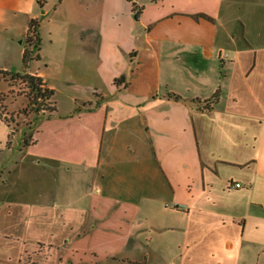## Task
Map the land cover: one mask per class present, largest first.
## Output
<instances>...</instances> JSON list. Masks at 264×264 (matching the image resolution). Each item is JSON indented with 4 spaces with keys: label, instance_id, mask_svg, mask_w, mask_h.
I'll use <instances>...</instances> for the list:
<instances>
[{
    "label": "crops",
    "instance_id": "0c3cea01",
    "mask_svg": "<svg viewBox=\"0 0 264 264\" xmlns=\"http://www.w3.org/2000/svg\"><path fill=\"white\" fill-rule=\"evenodd\" d=\"M51 1L0 0V71L41 78L55 108L24 114L14 93L0 118V186L40 189L0 190V264L142 245L163 264H264V34L238 14L255 3Z\"/></svg>",
    "mask_w": 264,
    "mask_h": 264
},
{
    "label": "rangeland",
    "instance_id": "374dc122",
    "mask_svg": "<svg viewBox=\"0 0 264 264\" xmlns=\"http://www.w3.org/2000/svg\"><path fill=\"white\" fill-rule=\"evenodd\" d=\"M241 2H246V3H255L252 8L248 12H245V10L238 5V14L241 16L243 20L249 17V20L253 18V20L257 23V27L259 28L260 32L262 35L264 34V25L261 23L264 22L262 15L264 14V0H240ZM45 4L43 3V7L39 8V11H43L45 8L51 9L52 8V1L51 0H44ZM45 6V7H44ZM247 13V14H246ZM264 36V35H263ZM261 37V39H256L255 42H264V37ZM14 48L17 49H23V48H31L28 45H26L25 40L23 39L22 44L18 43V40L14 41ZM33 53H36V49L33 47L31 48ZM9 60H12V57L10 59L7 56H4L0 53V65L4 63H8ZM10 86L12 83H9ZM9 84L4 81L3 79H0V118H3L4 115H7L6 113H10V110L6 107L8 106L7 102L12 101V95L14 93L21 94L22 93V86L19 85L18 83H14L12 89H10ZM5 98V102L3 98ZM6 105V106H5ZM5 121V120H4ZM3 154V152H2ZM0 156H1V151H0ZM1 176V175H0ZM25 178L24 176L22 179ZM25 180V183H22V181ZM24 180H18L19 182H16L15 184H12L15 181V172L12 174V178L8 182L6 186H0V190L4 191L2 194L10 192L9 189L12 190H17L18 191H23L24 189L28 191V195L34 196V192L37 193L38 190V185L36 187L35 180L33 178L27 177ZM27 181V182H26ZM1 193V192H0ZM16 193L12 192L10 193L11 197H15ZM82 236L83 234L80 233ZM81 236H79L77 239H81ZM85 242V241H84ZM83 243V242H82ZM84 245V244H82ZM104 248V249H103ZM100 249V250H99ZM96 253H90L88 250H85L83 252V246L82 248H79L76 254L72 255V260H64L62 262H59L58 264H163L162 262L155 261L154 257H151V252L149 247L142 245L139 248H126V249H118L115 246H108V247H102L99 248ZM129 257V259H125Z\"/></svg>",
    "mask_w": 264,
    "mask_h": 264
},
{
    "label": "trees",
    "instance_id": "16d2710c",
    "mask_svg": "<svg viewBox=\"0 0 264 264\" xmlns=\"http://www.w3.org/2000/svg\"><path fill=\"white\" fill-rule=\"evenodd\" d=\"M151 1H155V0H151ZM135 11L137 12L139 10L136 9ZM37 25L38 23L36 19L29 20L26 38H25L26 45H28L31 48L33 47L34 49H36V51L39 49V44H40L39 37L37 35ZM31 48H24L23 50L22 53L23 69H26L31 61L38 59V55L36 53L34 54ZM0 77L7 79L9 83H12V85L14 83H18L23 87L21 94L27 100V105L22 110L24 114L26 113L38 114L40 112H45V111L46 112L55 111V108L51 101L53 92L52 90L44 86V83L42 82L41 78L27 73H20V72L12 73L6 71H0ZM120 81L121 78L115 79L114 83L118 84ZM219 95H220V91L217 89L210 98L202 101L203 103L202 109L206 111H210L211 106L217 102ZM168 97L182 102H189L193 104L200 103V100L198 99H189V100L183 99L180 96L174 94L168 95Z\"/></svg>",
    "mask_w": 264,
    "mask_h": 264
},
{
    "label": "built area",
    "instance_id": "2783aa9c",
    "mask_svg": "<svg viewBox=\"0 0 264 264\" xmlns=\"http://www.w3.org/2000/svg\"><path fill=\"white\" fill-rule=\"evenodd\" d=\"M134 0H132V2H133ZM240 185L238 184V183H235L234 185H233V187H239Z\"/></svg>",
    "mask_w": 264,
    "mask_h": 264
}]
</instances>
